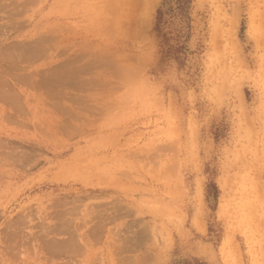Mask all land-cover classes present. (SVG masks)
<instances>
[{"label": "rangeland", "instance_id": "374dc122", "mask_svg": "<svg viewBox=\"0 0 264 264\" xmlns=\"http://www.w3.org/2000/svg\"><path fill=\"white\" fill-rule=\"evenodd\" d=\"M0 264H264V0H0Z\"/></svg>", "mask_w": 264, "mask_h": 264}, {"label": "trees", "instance_id": "16d2710c", "mask_svg": "<svg viewBox=\"0 0 264 264\" xmlns=\"http://www.w3.org/2000/svg\"><path fill=\"white\" fill-rule=\"evenodd\" d=\"M179 2L182 3V0H179ZM160 13H161V11H160Z\"/></svg>", "mask_w": 264, "mask_h": 264}, {"label": "bare ground", "instance_id": "6f19581e", "mask_svg": "<svg viewBox=\"0 0 264 264\" xmlns=\"http://www.w3.org/2000/svg\"><path fill=\"white\" fill-rule=\"evenodd\" d=\"M122 6V5H121ZM124 9V8H123ZM114 10V9H113ZM111 12V11H110ZM129 22V21H128ZM125 25H126V23H125ZM127 26V25H126ZM128 27V26H127Z\"/></svg>", "mask_w": 264, "mask_h": 264}]
</instances>
